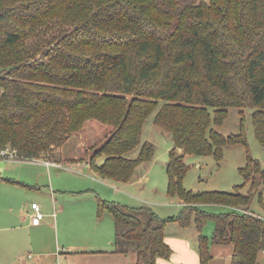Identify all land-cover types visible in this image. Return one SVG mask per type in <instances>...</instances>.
I'll return each mask as SVG.
<instances>
[{"label": "trees", "instance_id": "16d2710c", "mask_svg": "<svg viewBox=\"0 0 264 264\" xmlns=\"http://www.w3.org/2000/svg\"><path fill=\"white\" fill-rule=\"evenodd\" d=\"M252 108L264 146V0H0V147L21 159H59L55 148L89 118L110 126L88 158L103 178L127 181L149 159L147 115L170 132L167 190L182 208L161 217L147 205L100 200L114 220V248L134 264L168 259L165 224L198 229L200 264L210 243L232 246L229 264H258L264 216L248 208L262 195L264 166L248 154L247 189H185V154L219 160L227 143L247 147L243 127L224 135L228 107ZM141 145L134 158L126 154ZM100 155L103 159L97 161ZM227 207L208 212L201 205ZM214 221L210 236L204 219Z\"/></svg>", "mask_w": 264, "mask_h": 264}, {"label": "rangeland", "instance_id": "374dc122", "mask_svg": "<svg viewBox=\"0 0 264 264\" xmlns=\"http://www.w3.org/2000/svg\"><path fill=\"white\" fill-rule=\"evenodd\" d=\"M227 109L228 115L223 123L220 125L214 124L213 126L224 135L239 133L243 127L247 147L242 143H227L223 147V155L219 160L212 155L185 154L184 161L188 165V170L183 178L185 189L194 191H230L235 186H239L241 191L245 192L248 186L245 185L239 168L245 165L248 154L264 166V146L261 145L254 131L253 109L243 108L241 110L233 106ZM155 111L153 110L147 115L141 131V142L148 141L153 144V153L149 159L136 165L129 180L110 179L108 181L101 179L98 177L99 175H96V179H94L92 178V173L84 174L73 170H63V173L56 177L54 176L53 188L58 190V196L60 194L63 198L68 197L66 210L59 213L58 219L55 218V221H57L53 222V217L51 218V216L55 214L54 217H56L57 214L53 204L50 203L52 207L50 206L49 211L41 207L45 216L44 219L42 218L43 220L41 219V222L48 221L50 226L49 224L47 226L40 225L30 230L31 240L29 239L26 245L21 247L22 253L31 254V257L26 256L29 264H40L36 263L35 259L36 257L41 258V256V264L52 262L53 264H68V260L62 258V254L65 253L67 248H90L92 243H95L99 249H106L114 238V227L109 210L98 212V203L102 199L135 207L147 205L164 218L175 216L179 213L182 208V202L177 195H170L167 190L166 163L169 157V150L173 147V139L170 132L155 124ZM109 131L110 126L108 124L89 118L81 129L68 136L63 142L64 148L67 151L70 150L76 156L82 155V158L85 156L88 158L98 144L106 138ZM81 142L84 143L83 146L80 145ZM140 147V144L137 145L127 152L126 155L131 158L136 157ZM56 155L60 157L59 154ZM103 157L104 155H100L97 161L100 162ZM9 160L14 161L8 162L18 163L22 167L20 172L28 178L34 171H37L34 168L35 166L37 168L40 167V165H36L38 164L37 162L33 161L35 159ZM63 165L67 166L69 163L63 161ZM43 172L44 177L41 178L45 181L48 179V175L52 177L54 174L53 171L49 174L44 170ZM88 178L91 182L102 183V185H99L101 196L97 194V188L90 186ZM69 189H71V192L68 191ZM260 190L262 195L260 196L258 192L255 193L248 208L264 216V187ZM88 192H92V194L89 195ZM201 208L208 212L216 213L227 210L225 206L213 204L201 205ZM47 215H50L48 216L49 219L46 218ZM29 220L31 222L30 217ZM167 222L165 229L169 236L190 237L192 246H195V236L198 229L194 220L188 226L181 227L174 220ZM213 227L214 221L211 216H208L204 219L200 230L203 234L210 236ZM110 236L111 238H109ZM59 257L63 259L62 263L58 261ZM76 261L74 263H78L77 258Z\"/></svg>", "mask_w": 264, "mask_h": 264}, {"label": "crops", "instance_id": "0c3cea01", "mask_svg": "<svg viewBox=\"0 0 264 264\" xmlns=\"http://www.w3.org/2000/svg\"><path fill=\"white\" fill-rule=\"evenodd\" d=\"M80 145L83 146L84 143L81 142ZM55 152L60 155V157L57 156L59 159L33 160L40 167H34L37 171H34L30 178L20 172L22 167L18 163L8 162L14 160L0 157V264H29L27 257H31V254L22 253L21 247L22 245H26L27 241L31 238L30 230L40 225L47 226L49 224L50 226L48 221L41 222L45 216L39 223L30 222L28 211H30V203L32 201H37L42 209H46V211H49L50 203H52L53 208L57 212L56 217H54L55 214L51 216V218L53 217V222L57 221H55V218L58 217L59 213L66 210L68 197L63 198L60 194L58 196V190L53 188V180L55 181L56 176L63 173V170H73L83 172L84 174L89 172L92 173V178L94 179H96V175L98 176L90 167L89 157L85 156L82 158V155H74L70 150L67 151L64 148V143L55 148ZM63 161L69 163L68 167L63 165ZM43 170L48 174L53 171L54 174L52 177L48 175V179L45 181L41 178L44 177ZM100 178L110 180L103 177ZM88 182L90 186L97 188V194L100 195L99 185H102V183L91 182L89 178ZM68 191L71 192V189ZM88 194L90 195L92 192H88ZM48 216L50 215H47V219H49ZM111 219L114 227L113 216H111ZM177 225L181 227L178 223ZM198 233L195 236L196 244L194 243L195 246H192L190 237L169 236L165 229V240L171 246L172 253L168 259L158 258L156 264H200L197 249ZM110 245L106 249H99L95 243H92L90 248H67L65 253L62 254V258L67 259L68 264H134V257L131 254L123 255L113 251L114 238L110 242ZM209 250L211 256L207 264H229L232 251L230 244L211 242ZM76 258L78 259V263H74L77 262ZM63 259L57 260L62 263ZM41 260L42 256L35 259L36 263L40 264L42 263ZM49 264H53V262ZM258 264H264L263 251L259 253Z\"/></svg>", "mask_w": 264, "mask_h": 264}, {"label": "built area", "instance_id": "2783aa9c", "mask_svg": "<svg viewBox=\"0 0 264 264\" xmlns=\"http://www.w3.org/2000/svg\"><path fill=\"white\" fill-rule=\"evenodd\" d=\"M0 157L4 159L24 160L21 159L18 156L16 150L10 146L0 147ZM28 214L30 216L31 222L33 223H39L40 220L44 217V214L41 210V206L36 201H32L30 203V211H28Z\"/></svg>", "mask_w": 264, "mask_h": 264}]
</instances>
